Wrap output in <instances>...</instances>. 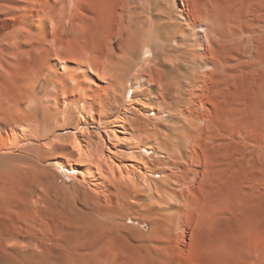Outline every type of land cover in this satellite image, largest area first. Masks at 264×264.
<instances>
[{
	"label": "bare ground",
	"instance_id": "1",
	"mask_svg": "<svg viewBox=\"0 0 264 264\" xmlns=\"http://www.w3.org/2000/svg\"><path fill=\"white\" fill-rule=\"evenodd\" d=\"M98 9L95 29L80 0H0V170L109 180L140 212L207 227L244 214L264 194V0ZM206 185L194 201L178 193ZM221 187L237 207L213 198Z\"/></svg>",
	"mask_w": 264,
	"mask_h": 264
},
{
	"label": "rangeland",
	"instance_id": "2",
	"mask_svg": "<svg viewBox=\"0 0 264 264\" xmlns=\"http://www.w3.org/2000/svg\"><path fill=\"white\" fill-rule=\"evenodd\" d=\"M100 1L80 0L95 29ZM105 15L109 24L111 14ZM17 169L0 170V264H264V194L249 199L244 214L207 227L184 212L171 216L159 206L158 215L140 212L134 201L129 207L116 182L104 180L94 190L50 164L41 172ZM212 187L178 193L194 201ZM214 191H222L213 198L230 208L241 199L236 189Z\"/></svg>",
	"mask_w": 264,
	"mask_h": 264
}]
</instances>
